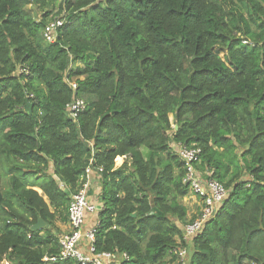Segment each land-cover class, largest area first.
<instances>
[{"label": "trees", "instance_id": "trees-1", "mask_svg": "<svg viewBox=\"0 0 264 264\" xmlns=\"http://www.w3.org/2000/svg\"><path fill=\"white\" fill-rule=\"evenodd\" d=\"M179 146L227 191L188 241ZM88 166L96 252L264 264V0H0V264H80L44 259Z\"/></svg>", "mask_w": 264, "mask_h": 264}, {"label": "built area", "instance_id": "built-area-1", "mask_svg": "<svg viewBox=\"0 0 264 264\" xmlns=\"http://www.w3.org/2000/svg\"><path fill=\"white\" fill-rule=\"evenodd\" d=\"M62 18H54L46 23L42 35L45 41L54 42L59 27L63 24ZM72 89L76 88L75 82H70ZM85 108L83 99L74 96L68 104L71 117H75ZM201 150L198 147L179 146L178 155L183 160L186 173L183 182L188 184L189 191L200 199L201 208L197 217L187 223L183 229V239L188 241L198 233L206 221L214 212L217 205L225 198L227 191L225 187L214 179H204L195 168L199 160ZM86 182L83 187L71 196L68 206L69 230L59 236L60 253L57 257L45 258L44 260H55L72 258L80 264H119L120 260L126 258L125 254L118 255L111 252H96L93 246L95 226L84 230L86 214L95 213L100 210V205L89 199L87 194V182L91 175V168L85 169ZM82 242H85L82 245ZM173 253L176 255V264H186L188 250L186 247H178Z\"/></svg>", "mask_w": 264, "mask_h": 264}, {"label": "crops", "instance_id": "crops-1", "mask_svg": "<svg viewBox=\"0 0 264 264\" xmlns=\"http://www.w3.org/2000/svg\"><path fill=\"white\" fill-rule=\"evenodd\" d=\"M87 188H88V190L92 189L93 192H96V190H97L96 181L94 180V176L92 174L89 176V180L87 182ZM89 195H90V197L94 196V194L93 195L89 194ZM189 196H190L189 198H193V200H194V205L188 206L187 204H185L188 208L189 216L193 213H195L197 215L199 213L200 208H201L200 199L193 194H190ZM96 224H97V218L95 217V214H93V213L87 214V217L85 220V225H84V230L87 231L90 228L94 227ZM60 227H61L62 233H65L69 230L68 223L62 224V226L60 225ZM84 244H85V242H82V245H84Z\"/></svg>", "mask_w": 264, "mask_h": 264}, {"label": "rangeland", "instance_id": "rangeland-1", "mask_svg": "<svg viewBox=\"0 0 264 264\" xmlns=\"http://www.w3.org/2000/svg\"><path fill=\"white\" fill-rule=\"evenodd\" d=\"M170 118L172 119V117L170 116ZM123 160V158L118 159V163H120ZM7 178H3L1 181L2 186H6L7 182H6ZM88 191V188H87ZM90 193L92 194V189H90ZM191 194H193L192 192H190ZM194 195V194H193ZM190 196H187L183 199L184 203L187 204L188 206L194 205V200L193 198H189ZM190 208V207H189ZM62 226V225H61ZM1 264H10L9 262H7L6 260L2 261Z\"/></svg>", "mask_w": 264, "mask_h": 264}, {"label": "water", "instance_id": "water-1", "mask_svg": "<svg viewBox=\"0 0 264 264\" xmlns=\"http://www.w3.org/2000/svg\"><path fill=\"white\" fill-rule=\"evenodd\" d=\"M43 225H44V222L41 219H39L38 222H37V224L34 225L33 228L34 229H37V228H40Z\"/></svg>", "mask_w": 264, "mask_h": 264}]
</instances>
